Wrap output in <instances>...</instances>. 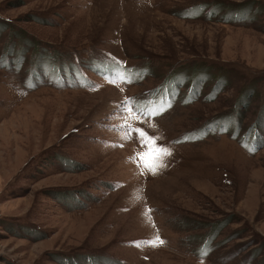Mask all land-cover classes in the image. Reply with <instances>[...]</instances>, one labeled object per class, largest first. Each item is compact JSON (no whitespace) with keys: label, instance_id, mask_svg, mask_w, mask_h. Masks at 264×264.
I'll use <instances>...</instances> for the list:
<instances>
[{"label":"rangeland","instance_id":"374dc122","mask_svg":"<svg viewBox=\"0 0 264 264\" xmlns=\"http://www.w3.org/2000/svg\"><path fill=\"white\" fill-rule=\"evenodd\" d=\"M0 264H264V0H0Z\"/></svg>","mask_w":264,"mask_h":264},{"label":"snow or ice","instance_id":"6c2138e0","mask_svg":"<svg viewBox=\"0 0 264 264\" xmlns=\"http://www.w3.org/2000/svg\"><path fill=\"white\" fill-rule=\"evenodd\" d=\"M116 78H117L116 76H113L111 79L114 82ZM119 79H121L126 83L132 82L131 78L126 79L123 75L119 76ZM136 101L137 98L126 97L116 105V111L120 113H123L125 111H132L135 112L138 116L143 117L144 119H151L152 117L159 116L160 114H162L164 111L167 110L163 106L160 107L159 111L155 110V108H153L152 110H147L146 108L142 109ZM167 107L170 108L171 104H168ZM119 130L125 133V136L123 138L130 139L133 137V135H136V138L138 140H140L142 143H145V135L140 130L133 129L127 124L119 125ZM150 139L154 143L155 141H159L162 138L159 136H155V137H151ZM151 151L154 153L152 157L154 161L153 164H148L147 162H144L143 153H140L139 155L141 161L143 162V169L150 171L152 174H156L160 170V168L165 166L164 158L170 156L171 151L167 147L151 148ZM130 159L133 162H136V157H132ZM137 167H141V164L138 163ZM141 174H143V170ZM156 241H159V244L164 243V241L160 239L158 235L155 238V240L148 241L147 243H151L153 244V246H156ZM203 255H206V253H204Z\"/></svg>","mask_w":264,"mask_h":264}]
</instances>
